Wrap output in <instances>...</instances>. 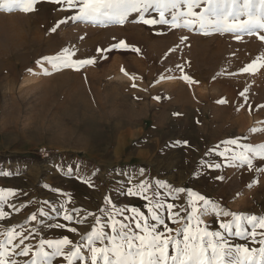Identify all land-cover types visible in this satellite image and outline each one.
<instances>
[{"label": "rangeland", "instance_id": "1", "mask_svg": "<svg viewBox=\"0 0 264 264\" xmlns=\"http://www.w3.org/2000/svg\"><path fill=\"white\" fill-rule=\"evenodd\" d=\"M34 7L31 13L0 11V188L18 193L5 194L7 202L0 204L7 213L0 230L24 223L35 233L25 241L33 246L40 239L64 236L80 241L68 229L76 227L82 234L85 226L64 221L61 212H51L43 201L100 216L109 196L115 205L147 215L148 201L126 194L140 180L152 186L166 182L169 187L159 189L165 196L169 188L182 187L203 194L224 211L264 216V160L254 159L249 170L247 165H229L221 155L223 142L230 139L264 146V66L241 71L264 57V41L258 39L264 32L237 40L231 33L202 34L198 25L190 31L136 23V13L123 25H93L74 22L76 10L51 0H38ZM61 20L66 23L51 31ZM184 36L187 40L181 42ZM15 41L26 44L11 47ZM65 48L75 52L74 60L95 58V63L44 75L37 61ZM98 48L104 51L98 53ZM21 64L29 65L27 71ZM43 68L51 71L46 63ZM31 74L33 80L25 83ZM41 149L50 151V157L42 158ZM208 163L221 167L209 169ZM70 166L79 170L69 175ZM89 180L93 187L85 182ZM41 207L48 215L28 223L26 217ZM231 219L208 215L200 230L206 226L223 234L220 224ZM93 223L89 217L88 224ZM166 223L174 230L181 227L167 218ZM256 232L255 241L264 239V229L257 227ZM227 239L233 245L260 247L251 236ZM16 259L24 264L27 258ZM52 264L66 262L54 257Z\"/></svg>", "mask_w": 264, "mask_h": 264}, {"label": "snow or ice", "instance_id": "2", "mask_svg": "<svg viewBox=\"0 0 264 264\" xmlns=\"http://www.w3.org/2000/svg\"><path fill=\"white\" fill-rule=\"evenodd\" d=\"M51 2L64 4L67 10H76V15L71 17L74 22L81 21L93 25L107 23L123 25L129 15L136 13L139 16V19L134 21L136 23L160 24L171 28L183 27L190 31L196 30L198 25L202 34L207 35L210 31L231 33L237 40L242 35L251 36L264 32V0H51ZM36 3L38 0H0V11L31 13L35 11ZM62 23H66V20H61L51 31H56ZM258 39L264 41V35H258ZM186 40V36L181 37V42ZM120 45L127 46L124 41H120ZM102 51L104 50L97 49L98 53ZM134 51L139 52L138 49ZM74 56L75 52L65 48L56 56L43 57L37 64L42 66L44 75H51L65 68L79 70L81 66L95 63V58L74 60ZM45 63L50 66L51 71L43 68ZM258 64L264 66V57H256L241 71L255 72L258 70ZM177 68L183 72L181 65H177ZM183 78L189 79L187 76ZM223 143L225 147L221 155L229 165H247L251 170L254 159L264 160V146L241 145L239 138ZM228 145H234L235 148ZM207 167L219 169L221 165L208 163ZM78 170L70 166L68 174L72 175L73 171ZM139 174L143 176V169ZM85 182L90 187L94 186L91 180ZM131 183L130 180L129 184ZM162 187L169 185L157 181L155 186H152L149 181L140 180L135 184V190L131 186L127 188V195H140L148 201L147 215L134 207L121 208L115 205L109 196L104 199L107 207L99 209L102 213L100 216L76 207H66L65 203H60L57 207L45 200L43 204L48 205L53 213L61 212L64 221H75L85 226L82 234L76 227L68 229L79 234L80 241L73 242L64 236L60 239H40L36 245H29L25 241L35 233L32 229L26 228L24 223L14 224L0 230V237H3L0 239V264H20L16 257L27 258L24 264H52L54 257L62 258L66 264H76L77 261L80 264H264V239L260 241L254 239L257 236V227L264 229V216H241L224 211L210 198L182 187L169 188L165 196L159 191ZM51 190L57 195H65L59 189ZM149 191L152 192L151 196L147 195ZM5 194L15 196L18 193L15 189L0 188V204L7 202ZM184 194L187 196L186 202ZM68 203H71L70 199ZM10 206L14 209L16 207L14 204ZM6 214L5 209L0 207V220H3ZM47 215L48 211L41 207L38 212L30 213L26 221L38 222V217ZM208 215L232 219L230 222L220 224L223 234L220 231H208L206 226L201 231L200 225L204 224V218ZM89 217L94 220L91 225L88 224ZM166 218L173 223L181 224V227L174 230L168 226ZM55 227L65 228L66 225L56 224ZM173 232L175 235H171ZM260 235L264 237V232ZM231 236L241 238L251 236L260 247L249 248L229 244L227 238Z\"/></svg>", "mask_w": 264, "mask_h": 264}, {"label": "bare ground", "instance_id": "3", "mask_svg": "<svg viewBox=\"0 0 264 264\" xmlns=\"http://www.w3.org/2000/svg\"><path fill=\"white\" fill-rule=\"evenodd\" d=\"M9 21V20H8ZM13 24V23H12ZM12 30V29H11ZM26 44V42H24V44H23V42L21 41H15V43L14 44H12V46L11 47H13V46H17V47H19V46H22V45H25ZM28 67H29V65H27L26 67L23 65V64H21V69H22V71L24 72V71H27V69H28ZM33 78H34V74H31V75H28L27 77H26V79H25V83H27V82H30L31 80H33ZM182 95V98L184 97V98H186L187 97V95L186 94H181Z\"/></svg>", "mask_w": 264, "mask_h": 264}, {"label": "built area", "instance_id": "4", "mask_svg": "<svg viewBox=\"0 0 264 264\" xmlns=\"http://www.w3.org/2000/svg\"><path fill=\"white\" fill-rule=\"evenodd\" d=\"M50 154H51V152L48 151L47 149H41V150L39 151V155H40L42 158H44V159L49 158V157H50Z\"/></svg>", "mask_w": 264, "mask_h": 264}, {"label": "trees", "instance_id": "5", "mask_svg": "<svg viewBox=\"0 0 264 264\" xmlns=\"http://www.w3.org/2000/svg\"><path fill=\"white\" fill-rule=\"evenodd\" d=\"M26 158H32V159H38V160H41V158L39 156H36V155H30V154H27L26 156H24Z\"/></svg>", "mask_w": 264, "mask_h": 264}]
</instances>
